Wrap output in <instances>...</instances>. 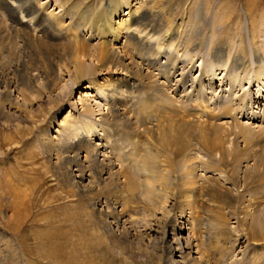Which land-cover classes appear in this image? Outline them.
<instances>
[{"label":"bare ground","instance_id":"1","mask_svg":"<svg viewBox=\"0 0 264 264\" xmlns=\"http://www.w3.org/2000/svg\"><path fill=\"white\" fill-rule=\"evenodd\" d=\"M42 1L0 0L13 22L9 28L0 22V116L46 100L34 145L54 168L57 185L95 210L110 249L145 250L148 238L132 232L139 213L140 227L149 228L145 235H157L149 246L160 249L165 264H214L194 232L196 209L207 198L249 222L244 242L264 241V209L256 204L264 194V132L253 125L264 119V95L256 97L264 93L261 1L244 0L243 24L233 6L215 0L190 2L182 14L169 6L172 0H53L59 13H45ZM196 58L198 78L190 73ZM216 69L229 88L214 86ZM116 70L119 82L95 81ZM84 80L104 105L85 102L86 93L78 115L67 111L53 122L54 107ZM190 102L200 110H186ZM238 137L243 151L233 148ZM216 157L234 165L227 173L201 174ZM11 182V214L26 217L28 189ZM243 247L239 260L226 261L227 250L217 252L218 260L249 264L250 246Z\"/></svg>","mask_w":264,"mask_h":264},{"label":"rangeland","instance_id":"2","mask_svg":"<svg viewBox=\"0 0 264 264\" xmlns=\"http://www.w3.org/2000/svg\"><path fill=\"white\" fill-rule=\"evenodd\" d=\"M81 1L83 4H87V2L92 0ZM215 1H223L224 6H233L236 9V13L240 14L242 24L245 23V17L242 12L244 0ZM260 1L261 5L257 11L258 14L260 13V15L262 14L264 16V0ZM42 2H46V0ZM190 2H193V6H196L203 2V0H172L169 6L172 8L176 7L177 14H182L184 5ZM43 5H46L44 9L45 13L51 11L55 13L60 12V9L56 7L57 3H54L53 0H47L46 4ZM17 18L19 19L20 15ZM0 22L8 28L10 24H13L7 18L6 10L2 4H0ZM84 36L88 37L87 34ZM259 37L261 39V35ZM200 62L199 58L195 59V67L190 72L192 77L198 78L200 71L197 65ZM105 76H108L107 79L112 77L111 79L114 78L119 82L122 73L116 70L109 74L97 75L95 81L103 83L104 79L102 78ZM219 78H223L222 72L216 69L214 86L219 85L220 90L229 88V85L226 86L229 80L224 78L220 82ZM205 82L208 84L207 78ZM87 84L88 81L84 80L76 88L73 86L70 100L60 102L62 104L54 107L51 116L53 117V122L57 118L58 120L61 119L67 111L71 113L70 115H78L77 110L81 108L79 103L86 93L85 96L88 97V100L86 99L85 102L89 104L98 102L101 106L104 105L105 101L101 99L94 88L86 87ZM251 87L252 91L259 89L255 82ZM215 89L218 92L220 91L216 87ZM236 89L239 90L240 88L237 86ZM263 95L264 93H261L256 97L261 101ZM72 100L77 101L76 103L73 101L75 104H72ZM73 106L76 107V110ZM200 106L197 102H190L186 105V110L195 113L200 110ZM48 108L49 104L46 100L41 99L38 102L33 100L27 104L26 109L20 105L17 113L11 115L9 118L0 116V236H4L0 238V264H165V258L162 256L160 249L157 248L155 250V248L153 249L149 246L152 244L153 238H156L157 235L153 234V231L149 233L150 235H145V233L147 234L149 232V228L140 227L142 223L138 221V217H140L139 213H133L132 221L136 225L132 232L136 233L137 231L136 234L140 236L143 234L145 239L148 238V246L143 251L124 252L122 249H113L112 251L108 241L104 240L106 234H104L103 230H100L102 227L95 218V210H90L89 205L78 204L75 196L72 197L70 195L69 188H63L60 184L57 185L54 168L47 161L46 156L40 154L34 145V139L37 133H39L41 127L43 128L44 121L41 120L44 116L42 117L41 114ZM245 117L247 116L240 119L241 122L247 121ZM53 122L50 124L51 128L54 126ZM253 125L256 127L254 128L255 130L263 129L264 132V119H258ZM51 128L49 131H51ZM262 137L264 138V135ZM242 141L238 137L235 142L237 147H233L236 145L232 140L231 142L234 144L232 147L243 151L242 149L245 143ZM217 158H215L211 167L206 168V171L204 173L201 172V174L212 177L215 174L212 170H216L215 172L222 171L223 173L229 172L230 167L234 165V161L232 160L226 165L218 164ZM249 158L251 159L250 156ZM16 174L19 177L22 176V180H18ZM214 181L220 182V179ZM7 182L14 183L15 186L21 184L22 188L28 189V197L32 199L28 207V216L21 217L11 214L13 195H11L12 190L10 191L11 188ZM216 188L219 191L220 187L216 186ZM263 195L262 199L260 198L256 202L259 207L262 206V212L264 209ZM207 199L205 201L206 203L200 201L203 205L196 209L199 224L194 227V232L201 238L203 247L207 249L211 258L214 257V264H226V262H220L221 258L218 260L219 256L217 252L220 250H227L226 261L239 260L244 253L243 246L246 244L250 246L248 263L264 264V241L262 239H246V242H244V239L247 238L246 236L249 233L250 224L249 222H244L242 214L238 216V219H233L229 215L230 211L227 213V208L219 200L215 202L213 199ZM251 202L249 201V205L251 204L249 209L253 207ZM235 208L237 206L232 207V210H235ZM218 210L224 211V213L217 214L216 211ZM9 215L13 217L9 218ZM157 217H160V214ZM181 220L184 222V226L190 230L186 219L183 218ZM153 224L155 223H152V228H155L156 225ZM187 229L186 231H182V234L186 235ZM49 239L55 241L56 244L48 241ZM236 240L237 242H235ZM260 248H262V251Z\"/></svg>","mask_w":264,"mask_h":264}]
</instances>
